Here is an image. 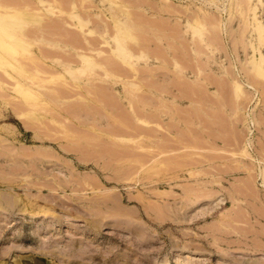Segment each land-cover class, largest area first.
Masks as SVG:
<instances>
[{"label":"rangeland","instance_id":"obj_1","mask_svg":"<svg viewBox=\"0 0 264 264\" xmlns=\"http://www.w3.org/2000/svg\"><path fill=\"white\" fill-rule=\"evenodd\" d=\"M0 264H264V0H0Z\"/></svg>","mask_w":264,"mask_h":264}]
</instances>
